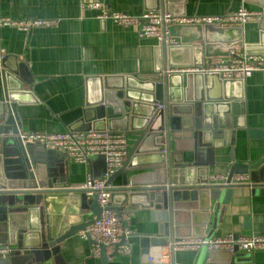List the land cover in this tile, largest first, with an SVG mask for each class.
<instances>
[{"label": "water", "instance_id": "obj_1", "mask_svg": "<svg viewBox=\"0 0 264 264\" xmlns=\"http://www.w3.org/2000/svg\"><path fill=\"white\" fill-rule=\"evenodd\" d=\"M258 1L263 9L258 43H245L243 28L173 26L170 35L180 44L162 49L165 67H204L209 65L207 59L229 58L242 51L264 55V0ZM148 10L186 15L183 8L174 9L172 0H153ZM161 64L158 57L151 76L99 78V89L91 92L83 117L69 128L72 132L119 131L136 137L126 163L107 185L111 186V208L118 214L126 209L149 210L151 222L158 223L155 235L131 234L140 238L147 257L144 264H164L152 261V250L166 246L169 235H203L189 232L191 218L196 216L192 213L203 210L204 200L218 199L220 191L229 187L210 184L208 167L226 133L238 129L245 116L240 104L244 95L235 93L242 81L224 80L218 74L162 76ZM21 67V74L15 70L4 74L11 92L8 103H0V245L16 246L9 257L0 258V264H67L61 245L86 229L91 223L88 213L99 218L102 209L95 198H88L82 185L69 183L62 170L68 163L63 154L20 139L14 95L22 91L20 80L32 82ZM251 135L264 139V129ZM160 138H166V143L159 144ZM232 167L231 176L250 175L256 188H264V157L255 164ZM118 178L121 183L113 186ZM208 220L206 212L205 225ZM126 241L123 237L120 245ZM99 248L100 264H109L105 247L100 244ZM218 252L225 254L221 261L215 257ZM241 263L234 252L212 251L197 264Z\"/></svg>", "mask_w": 264, "mask_h": 264}, {"label": "crops", "instance_id": "obj_2", "mask_svg": "<svg viewBox=\"0 0 264 264\" xmlns=\"http://www.w3.org/2000/svg\"><path fill=\"white\" fill-rule=\"evenodd\" d=\"M112 11L140 17L148 10L153 0H102ZM174 9L183 8L185 16H219L235 12L241 7L263 12L258 0H172ZM99 12L82 9L81 0H0V17L12 20L42 19L55 21L52 27L21 31L13 27L0 29V103H8L4 74L13 70L31 75L30 84L20 80L21 90L15 100L18 124L23 132L62 133L82 117L91 92L99 89V78L151 76L155 72L158 57L162 71L165 57L156 39H140L133 27H122L108 20L97 18ZM258 21L243 28L245 43L259 42ZM176 38V37H174ZM178 41L179 39L176 38ZM160 50V52H159ZM240 53H243L240 52ZM264 57V55H261ZM216 59H207L211 64ZM20 78H18L19 80ZM19 87V86H18ZM17 87V88H18ZM20 89V87H19ZM14 92V91H13ZM244 95L245 116L239 127L226 133L222 146L215 151L214 160L208 167L209 181L213 176H228L233 165L255 164L264 157V139L252 136L264 129V72H254L246 82L235 88V93ZM10 102V101H9ZM129 152L136 137L128 136ZM233 156V158H232ZM68 163L62 170L69 176V183L83 185L89 176L100 178L106 172L103 156H91L87 164ZM250 176V175H249ZM251 178V177H250ZM121 183L118 178L113 186ZM214 184V183H213ZM215 185V184H214ZM195 217L191 218L190 233H201L207 239L217 236L258 234L264 236V188L247 185L229 186L220 191L216 200H204ZM206 208L209 211H206ZM137 210V211H136ZM130 212L128 223L132 234H157L158 223L151 222L149 210L126 209ZM206 212L209 214L207 225ZM86 218L92 220L90 213ZM198 221L194 223V220ZM184 229V226H180ZM183 232H186L183 230ZM173 238L171 235L167 240ZM177 238V237H176ZM132 252L116 255L109 264H144L140 238L127 239ZM3 245V244H2ZM8 246L15 248V245ZM95 247L79 233L61 245L67 264H100L94 256ZM162 247L153 249L152 256L159 255ZM241 264H264V249L247 253L235 249ZM210 255L203 249L199 252H177L170 264H197ZM221 261L225 254L215 256Z\"/></svg>", "mask_w": 264, "mask_h": 264}, {"label": "built area", "instance_id": "obj_3", "mask_svg": "<svg viewBox=\"0 0 264 264\" xmlns=\"http://www.w3.org/2000/svg\"><path fill=\"white\" fill-rule=\"evenodd\" d=\"M82 9H92L99 12L97 18L103 22L111 20L122 27L136 29L140 39H156L161 47L179 46L180 42L170 35L169 28L173 26H213L216 28H244L248 23L259 21L262 12L250 11L241 7L235 12H229L219 16H173L163 10L150 11L140 17L131 16L124 12L112 11L102 0H81ZM55 21L42 19L12 20L0 17V29L13 27L21 31L55 26ZM254 72H264V57L261 55H247L238 53L229 58H218L204 67H167L160 74L162 76L172 74H218L224 80H240L243 83ZM164 106V101L159 104ZM128 133L119 131H89L62 133L23 132L19 134L25 144H34L63 154L66 159L74 163L87 164L91 156H103L106 161V172L100 178L89 176L81 189L86 190L88 198H95L102 209L99 218L94 217L91 223L79 235L92 241L95 245L94 256L100 255L99 245L105 247L109 260L116 255H129L132 252L130 244L120 245L123 237L126 240L131 236L130 212L124 211L118 214L111 208V186L107 185L109 179L119 171L126 163L129 156ZM159 144H165L166 138H160ZM215 185L235 186L247 185L253 187L249 175L237 174L228 176H213ZM208 251L234 252L238 249L252 253L255 250L264 249V236L258 234L227 235L207 239L201 237L171 238L166 246L162 247L159 255L152 256L153 262L170 264L177 252ZM14 248L8 245H0V258L9 257Z\"/></svg>", "mask_w": 264, "mask_h": 264}]
</instances>
